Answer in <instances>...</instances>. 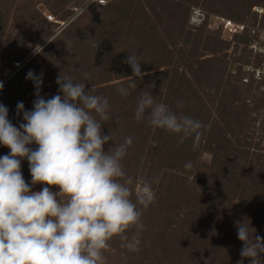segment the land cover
<instances>
[{
    "label": "trees",
    "instance_id": "trees-1",
    "mask_svg": "<svg viewBox=\"0 0 264 264\" xmlns=\"http://www.w3.org/2000/svg\"><path fill=\"white\" fill-rule=\"evenodd\" d=\"M1 1L0 44L5 36L12 38V34L7 32L11 6H5ZM72 1L55 0V13L63 19L68 17L72 13V6L78 2L74 0L72 3ZM238 6L240 9L236 8L237 14H227L230 17L228 20L245 23L249 26H261L257 24V10L254 8L263 9L262 6H257L256 2L248 3V5L247 3H238ZM33 7L32 0L20 2L17 8L21 19L20 27L24 30L31 29L38 36H42L40 29L44 26L40 23L41 14L38 10H33ZM252 9L256 13L254 20L247 17L251 14ZM89 10L98 11V14L90 20L89 24L76 25L74 27L76 29L64 31L37 55L39 57L37 61L48 60L53 62L47 66L50 67L52 79L60 73L71 76L77 82H85L86 91H90L93 86V94L108 99V114L111 117L108 121L113 124L111 127L109 126L108 131L102 132V134L108 135L111 131L113 141L105 144L104 150L107 151L108 148L113 147L114 143H123L128 136L133 137V143L128 147L125 157H129V160H132L133 155H137L138 160L144 158V165H148V170L142 168L140 171L139 168L134 174L129 173L131 165L126 160L124 171L129 176L133 174L136 181L133 185L131 199L135 202L134 188L140 178H146L152 182L151 186L155 194L154 203L142 212L143 231L137 234L138 230L133 226L126 232L129 239L133 236L137 237L140 250L129 252L121 248L122 242L119 237H113L109 241L110 247L103 250L104 264H237L235 252L226 248V244L227 247L228 245L232 248L236 247L238 236L234 223L235 219L238 220L242 212L246 210L244 215L249 219L251 218V226L256 229V233H252L253 236L259 235L257 231L264 223V184H262V173L260 172L263 164H259L261 168L258 167L257 170L253 168L255 174L252 176L254 179L249 187L247 185L244 188L245 194L239 195L230 192V199L233 201L238 200L240 203V200L244 198L251 201L244 203L245 205L241 203L239 210L235 213H230L228 205L224 201L221 205L216 204V201L223 200L222 193L224 191H230V177L245 176L241 170L237 169L236 165L231 163L233 161L232 156L245 154L246 150L242 148L245 146L251 148L253 145L251 141L253 136L244 134V130L251 128L258 118L251 117L252 113L259 116L263 115L261 110L264 108V92H261L260 89L264 91V84L252 78L247 82L250 92L243 94L241 87L224 79L227 64L224 57L226 56L211 58L208 61V66L200 62L198 50L203 44V40L199 35H195L192 30L186 31L190 12L189 6L177 4L174 0H112L108 5H94L87 11ZM151 11L152 17L160 20L164 16L172 18L174 21L178 19V23H176L179 26L178 39L171 36L168 38L169 40H160L150 35L154 28L151 20L153 18L150 15ZM262 17L264 20V16ZM205 21L207 20L205 19ZM26 23L29 26L24 25ZM197 30L201 31V28H197ZM50 32L51 30H47L45 33L48 35ZM123 32H129L128 35L131 32L139 33L138 37L142 39L143 47L139 46L138 42L127 40L128 37L122 40ZM234 38L236 39V49L243 45L242 48L246 53L245 58L242 56L235 60L239 64L240 61H243V66H238L236 71L239 79L243 81L248 76L246 66L252 59V52L249 49V43L252 41L251 31L246 29L244 32L234 35ZM97 44L106 48L100 55L95 53ZM205 44L204 42V48L207 47ZM178 45L185 46V49L186 46L188 48L185 51ZM120 47L122 50H116ZM69 50L72 52L68 56ZM131 53H137L140 56L141 70L146 74L142 80L137 78L136 89H129L130 94L123 96L117 91V86L118 84H125L126 86L127 77L132 75L130 65L124 63L128 54ZM84 64L94 68H86ZM96 65L97 67H95ZM85 72L90 75L91 80L84 79L83 73ZM201 72L204 73L203 78H201ZM40 73L43 72L40 71ZM233 73L232 70L231 74ZM96 77L100 79V82L94 83ZM113 77L119 81L113 82L115 81ZM202 83H205L206 88L204 96H200L198 93ZM19 85L22 88V86L27 85V82L21 79ZM8 86L0 92V104L5 106L7 102L12 100V96H9L10 94L7 92ZM47 88L53 87L47 86L43 81L39 94L45 99L54 96L47 91ZM228 88H231V91L229 90L230 95L227 97ZM31 89L27 95L30 99V109H33L36 87H31ZM142 91L151 92L157 103L166 104L177 115L191 116L203 123L205 127L201 130L203 135L198 148L193 150L191 138L186 139L182 144L178 143L179 137L177 135L152 127L146 119L143 121L135 119L136 104ZM220 91L222 94L217 111L222 115V120L218 122V120L214 121L211 118L212 111L204 101L208 98L210 106L216 104V96H212V93L217 95ZM253 91L256 94H252ZM257 92L262 94L257 95ZM249 95H252V107L247 102ZM17 118L15 108H12L11 112L8 109V119L15 126H18ZM122 118L127 119V123L123 122L122 128L114 129L113 126ZM24 122L23 120L22 123ZM221 122L225 126H222ZM233 124L238 128L240 127L238 132L232 128ZM215 131L217 133L213 135ZM230 134L232 137L234 136L235 144L230 140ZM204 136L207 137L208 149L213 153L212 166L210 167V172H213L211 181L220 180L219 183L216 182L220 186L218 188L212 187L213 192L210 188L208 189V197L202 204V208L205 210L202 213H206V219L199 222L195 218H199L200 215L192 207L183 206V199L188 180L186 175L197 168ZM32 146V149L38 147L35 143ZM9 153L10 149L0 144V157ZM252 155L258 154L255 152ZM189 161L192 162L193 166L191 169H185L184 165ZM21 171L24 178L27 177L26 175H31L27 159H21ZM225 181H229V183L225 185L223 183ZM26 183L31 185V181ZM214 183L215 181L212 182V184ZM255 184L257 188H255ZM45 186L48 185L36 184L31 190L41 191ZM261 186L262 189L260 190ZM48 187L53 192L59 191L58 187ZM224 234H227L228 242L221 241L216 244L213 239L217 236L223 237ZM122 253L126 255V260Z\"/></svg>",
    "mask_w": 264,
    "mask_h": 264
},
{
    "label": "clouds",
    "instance_id": "clouds-1",
    "mask_svg": "<svg viewBox=\"0 0 264 264\" xmlns=\"http://www.w3.org/2000/svg\"><path fill=\"white\" fill-rule=\"evenodd\" d=\"M41 52L36 45L33 54ZM124 63L130 65L132 75L126 86L118 84L117 91L128 96L129 89H136L137 78L142 80L146 73L137 53L128 54ZM83 77L91 80L87 72ZM26 79L35 85L36 99L31 111L18 102L17 113H23L25 121L19 128L8 119V108L0 104V144L10 149L0 157V264H104L103 250L113 237H119L121 248L138 252L139 240L129 239L126 232L133 226L137 234L143 231L142 212L154 203L155 194L152 182L140 178L135 202L131 199L136 181L124 171L122 160L133 137L104 150L113 141L111 131L102 134V124L111 119L109 102L93 94V86L86 91L85 82L60 73L59 94L45 99L39 94L43 74L29 70ZM135 119H146L152 127L177 135L178 143L191 138L193 150L205 127L198 119L177 115L144 91L137 100ZM33 143L36 149L29 147ZM23 158L29 163L31 185L22 175ZM192 166L191 161L184 165L185 169ZM36 184L59 191L48 186L32 191ZM234 223L243 244L237 264H243V258L250 264H264V238L252 235L256 229L247 217Z\"/></svg>",
    "mask_w": 264,
    "mask_h": 264
},
{
    "label": "rangeland",
    "instance_id": "rangeland-1",
    "mask_svg": "<svg viewBox=\"0 0 264 264\" xmlns=\"http://www.w3.org/2000/svg\"><path fill=\"white\" fill-rule=\"evenodd\" d=\"M23 1H28V0H2V4L5 6H11L10 10V20H9V26L7 29V32L12 34V38H6L2 40V43L0 44V82L3 83V89L0 90V92L4 91L6 86L9 96H12V100L7 102V108L10 110L12 108H15V111H17V104L18 102H22L24 105V109L26 111H31V105L29 104L30 99H28L27 92L31 91V87H35L33 82L29 79H26L24 77L26 73L29 72V70H33L37 75L42 74L44 75L43 81L44 83L53 88H47V91L50 94H58V89L59 85L56 83L57 77L52 79L53 77L51 76L52 73L49 70L50 67H47L48 65L52 64L53 62L47 61H41L38 62L37 55L39 54H33V49L35 48L36 45H40L42 50L50 45L53 40L59 35H61L64 31H67L69 29H76L74 28L76 25L80 24H89L90 20L98 14V11H85L82 15H80L78 18H75L73 21H71L65 28H59L60 25L49 22L44 13L49 12L54 14L58 19H63L60 17L59 14L55 13V8H54V2L55 0H32L34 3V7L32 8L33 10H38L40 12V23L42 24V29H40V32H42V36H38L37 33L32 32L31 29H26L24 30L23 28L20 27L21 25V19L18 15L17 8L20 5V2ZM177 4H184V6H189L190 7V12L188 15V22L186 24V31L188 29L192 30V32L195 35H199L200 38L203 40V44L200 46L198 50V59H200V62H203V65L208 66V61L212 58H218V57H224L225 60L227 61L226 64V73H225V80H230L232 84H236L239 87H241V91L243 94H247L250 92V87L248 88V84L245 79L241 81L239 79V76H237L238 72V66H243L242 62L240 61V64L237 63L235 60L237 57H242L245 54L244 50L242 48L243 45H240L238 49H236V39L234 38L233 33L230 32V29L224 25V21L230 19V17L227 14H232L235 15L237 14V9H240L239 6L237 7L238 3L245 4L251 3V2H256L257 6H262L254 8V10H257V14L254 12V10H251V14L247 16L248 18H251L254 20L255 14L257 15V24L261 25L264 27V0H174ZM74 0L72 1V3ZM73 7V6H72ZM237 8V9H236ZM32 10V11H33ZM194 10H201L202 12L205 13L206 20L205 23H200L197 25H194L191 23V17L194 13ZM150 12V11H149ZM71 14L68 17H71ZM151 17L153 15L152 11L150 13ZM68 17H66L63 20H67ZM152 23L154 24V28L152 29L150 35L152 37H156L157 39L160 40H169L168 38L173 36L174 39H178L177 37L179 36V26L178 24V19H172V18H167L164 16L163 19H157L156 17H152ZM19 22V23H18ZM173 22V23H172ZM175 23V24H174ZM173 24V25H172ZM26 26H29L27 23L24 24ZM197 28H201L200 30H197ZM47 30H51L48 35L45 33ZM53 30V31H52ZM129 32L125 33L123 32L122 34V40H125V37L131 40L132 42H138V45L143 47L142 44V39L138 37L139 33H130ZM141 34V33H140ZM140 36V35H139ZM210 37V39H209ZM48 40H51L52 42H48ZM141 40V41H139ZM204 42L207 44V47L204 48ZM205 44V45H206ZM217 44V45H216ZM16 46H18V49H16ZM180 48L185 49V46L183 45H178ZM188 47L186 46V49ZM106 48L100 46L99 44L96 45V54H102ZM115 49V48H114ZM185 49V51H186ZM219 49V51H216ZM116 50H122V47L116 49ZM72 51H68V56L70 55ZM20 62L21 66H16V63ZM49 63V64H48ZM115 63V62H114ZM112 64V63H111ZM110 64V65H111ZM117 64V63H115ZM100 65V64H99ZM46 66V67H45ZM86 68H94L92 66H88L84 64ZM119 66V65H117ZM97 67V65L95 66ZM115 68V67H114ZM234 71L233 74H231V71ZM236 72V73H235ZM46 73V75H45ZM201 78H203L204 73H200ZM236 75V76H235ZM247 77V76H246ZM21 79L27 82V85H24L19 87ZM115 81L113 82H118L119 80L116 79V77H113ZM100 82V79L96 77V81L94 83ZM34 85V86H33ZM205 83H202L199 87V95L204 96V90H205ZM231 88L227 90V97L230 95ZM6 91V90H5ZM261 92H264L262 89H260ZM225 92V91H224ZM258 93L257 95H261L262 93ZM222 92L220 91L219 94L212 93V96H216V104L210 106L208 103V98L204 101L206 105L211 109L212 111V119L214 121L222 120V115H220L217 111L218 103L220 100ZM225 94V93H224ZM252 94H256L255 91H253ZM7 96V95H6ZM4 97V96H3ZM249 100L247 101L248 104L252 107L253 103L251 102L252 100V95H249ZM214 102V101H213ZM210 111V112H211ZM263 115L259 116L256 113H252L251 117L256 118V121L253 123V126L249 129L244 130V134H248L249 136L252 135L253 138L251 139L253 145L251 148H248V146H245V148H242L243 150H246L245 154H235L232 156L233 161L231 162L233 165H236L238 170H241L243 175L242 177H230V191H224L222 193V199L223 200H217L216 204H223V201L225 204L228 205V210L230 213H235L237 210H239V206L241 203H246L248 201H251L248 198H243L242 200L239 201H233V199H230V192L232 194H239L241 195L242 193L245 194L246 190L244 188L248 187L252 184V180L254 179L252 175L255 174L254 170H257V168H261L259 164H263L262 169H260V172L262 173V184H264V108L261 110ZM17 123L19 128L20 123L23 122V113H17ZM22 121V122H21ZM123 122L127 123V119H120L117 124L113 126L114 129H119L122 128ZM113 124L110 121H105L102 124V132H106L109 130V128ZM222 126L223 123H220ZM230 124V122H229ZM234 125V124H233ZM110 126V127H109ZM235 132L239 131V128L237 126H232ZM216 131L213 133V135H216ZM206 136H204V140L202 142V149H201V155L200 159L197 164V168L193 170L190 174L186 175V178H188L186 182V192L184 194V199H183V206H187L188 208L192 207L194 211L197 212V214L200 215L199 218H195L197 221L200 222V220H205L206 219V213H202L203 210L202 204L206 201L208 197V189L210 188L211 191L212 187H217L220 186L218 183L220 180H213L211 181L212 173L210 172V167L212 166V160H213V153L210 151L207 147V142H206ZM214 139V137H213ZM230 140L232 143L235 144V138L234 136L230 134ZM233 144V145H234ZM33 148V146H29ZM256 147V148H254ZM257 153L258 155L253 156L252 153ZM137 155H133L132 160H129V157H125L122 160L123 167H125L126 160L130 162L129 165H131V171L129 173H135L136 169L140 168V171L143 169L148 170V165L145 164L144 158L142 160L137 159ZM26 159V158H24ZM24 163V162H23ZM253 166V167H252ZM233 170V169H232ZM237 171V170H236ZM133 174H130L133 178ZM24 178L26 182L31 181V175ZM221 177H223V174H221ZM235 180H234V179ZM137 180V179H136ZM212 184V182H214ZM218 182V183H216ZM225 185L229 183V181L223 182ZM217 185V186H216ZM255 188H257L256 184L254 185ZM140 187L139 180H137V184L135 185L134 191L136 188ZM260 190L262 189L259 188ZM217 190V189H216ZM238 190V193H237ZM244 190V191H243ZM215 193H213L214 195ZM217 194V192H216ZM247 194V193H246ZM264 194V193H263ZM215 196V195H214ZM245 197H247L245 195ZM231 200V201H230ZM245 205V204H244ZM244 209V207H243ZM243 211V210H241ZM245 211L242 212L238 220H241L242 218H245L246 216L244 214ZM249 219V218H248ZM251 219V218H250ZM235 219V221H238ZM252 220H250L251 222ZM253 227V226H251ZM203 228V227H202ZM201 228V229H202ZM254 228V227H253ZM231 232V230H230ZM259 236L264 238V223L262 224L261 228L257 231ZM223 237L217 236V238L213 239L216 244L218 242H228L227 240V234L222 235ZM231 236V234H230ZM231 241V239H229ZM152 247V246H150ZM217 247V246H215ZM214 247V248H215ZM243 247L242 242L238 239L236 241V247L234 246L233 248L230 247L226 244V248L231 249V251H234L237 257V261L241 260L242 257L240 256L241 249ZM202 249V248H201ZM212 252V251H211ZM262 260H264V254L261 256ZM243 264H250V261L248 258H243Z\"/></svg>",
    "mask_w": 264,
    "mask_h": 264
},
{
    "label": "built area",
    "instance_id": "built-area-1",
    "mask_svg": "<svg viewBox=\"0 0 264 264\" xmlns=\"http://www.w3.org/2000/svg\"><path fill=\"white\" fill-rule=\"evenodd\" d=\"M72 7L71 17L67 20L58 19L54 14L45 12L44 15L49 22L60 25L59 28H65L71 21L78 18L85 11L94 5L105 6L108 5L112 0H77ZM206 19L205 13L201 10H194L191 17V23L194 25L203 23ZM224 25L230 29L233 35L244 32L246 29L251 31L252 41L249 43V49L252 52L251 62L246 66L248 76L245 78L246 82L250 79H255L264 84V27L262 26H249L245 23H237L232 20H225ZM16 66H21L20 62L16 63Z\"/></svg>",
    "mask_w": 264,
    "mask_h": 264
}]
</instances>
